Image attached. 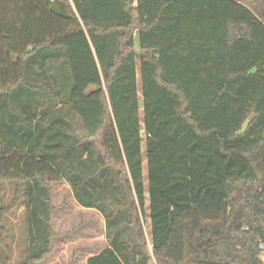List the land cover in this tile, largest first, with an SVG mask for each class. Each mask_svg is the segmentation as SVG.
I'll list each match as a JSON object with an SVG mask.
<instances>
[{
	"label": "trees",
	"instance_id": "trees-1",
	"mask_svg": "<svg viewBox=\"0 0 264 264\" xmlns=\"http://www.w3.org/2000/svg\"><path fill=\"white\" fill-rule=\"evenodd\" d=\"M2 182L23 264L52 253L61 182L105 220L87 264H264V22L238 0H0Z\"/></svg>",
	"mask_w": 264,
	"mask_h": 264
},
{
	"label": "rangeland",
	"instance_id": "rangeland-1",
	"mask_svg": "<svg viewBox=\"0 0 264 264\" xmlns=\"http://www.w3.org/2000/svg\"><path fill=\"white\" fill-rule=\"evenodd\" d=\"M238 1L248 6L264 22V0ZM133 14L136 15L135 12ZM15 188L13 183H0V208H9L15 196ZM51 190L54 207L52 230L55 236L52 253L36 264H84L82 253L85 246L94 253L103 249L100 245V242L105 240L103 218L95 213H82L67 183L52 184ZM98 220H102L101 225ZM3 226L4 237L3 244L0 243V264H23L26 260L27 246L25 206L14 208L11 213H7ZM150 228V222L146 220L144 229L151 250ZM81 239L90 240L89 244L81 242ZM262 261L264 262V254ZM150 264H156L154 258L151 259Z\"/></svg>",
	"mask_w": 264,
	"mask_h": 264
},
{
	"label": "crops",
	"instance_id": "crops-1",
	"mask_svg": "<svg viewBox=\"0 0 264 264\" xmlns=\"http://www.w3.org/2000/svg\"><path fill=\"white\" fill-rule=\"evenodd\" d=\"M77 203V202H76ZM77 205H78V203H77ZM78 207L81 209V212L82 213H90V214H92V213H95V215H100L102 218H103V216L100 214V213H98L96 210H93V209H86V208H83L82 206H80V205H78ZM96 217H99V216H96ZM98 223H99V225H101V223H102V220H98ZM103 225H105V220H104V218H103ZM105 240H102V242H100V245L103 247V249L102 250H100L99 252H96V253H94L93 251H91V250H88V247L87 246H85L84 247V251H83V253H82V258L84 259V264H87V261H88V259L89 258H91V257H93V256H96V255H98V254H100L104 249H106L107 247H108V244H107V241H106V238H104ZM88 241H90V240H88V239H81V242H83V243H86V244H89L88 243ZM92 241H96V240H93L92 239ZM86 244H84V245H86ZM100 246V247H101Z\"/></svg>",
	"mask_w": 264,
	"mask_h": 264
},
{
	"label": "water",
	"instance_id": "water-1",
	"mask_svg": "<svg viewBox=\"0 0 264 264\" xmlns=\"http://www.w3.org/2000/svg\"><path fill=\"white\" fill-rule=\"evenodd\" d=\"M254 118H255V116L252 115V116L249 118V120L246 121V123H245L244 126H243V128H244L245 131L249 128V125H250V123L254 120Z\"/></svg>",
	"mask_w": 264,
	"mask_h": 264
}]
</instances>
